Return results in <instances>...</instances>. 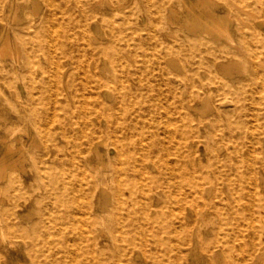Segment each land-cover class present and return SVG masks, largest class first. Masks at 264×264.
Masks as SVG:
<instances>
[{
  "label": "rangeland",
  "instance_id": "374dc122",
  "mask_svg": "<svg viewBox=\"0 0 264 264\" xmlns=\"http://www.w3.org/2000/svg\"><path fill=\"white\" fill-rule=\"evenodd\" d=\"M111 1L90 0L85 15L75 6L70 10H74L80 20L86 16L88 21L84 20L87 22L85 30L78 27L73 30L76 35L85 32L91 40L93 17L103 28L104 34L97 36L99 51H107L96 71L106 80L100 95L107 103L121 95V102L112 110L128 115L125 134L131 152L127 159H118L116 152H111V161L102 168L112 163L126 166L121 183H130L137 194L113 192L104 220L96 212L89 225L85 224L86 214L80 211L71 214L69 222L60 227V232L67 237L64 244L69 248V261H64L65 264H264V206L255 212L251 209L253 195L264 196V106L260 108L256 103V99L264 96V58L247 50L255 44V39L245 35L237 48L224 40V49L214 47L215 56L211 61L200 57L205 48L200 51L192 46L179 47L187 35L181 31L184 0H117L121 4L114 6L109 4ZM155 1L172 5L175 13L171 20L152 21L147 10L155 7ZM237 3L248 8L253 4L249 0H237ZM235 6L230 5L233 16L240 13L253 26L258 12L239 11ZM41 12L37 28L45 20V9ZM111 21L120 25L114 36L106 31ZM47 22L48 32L53 37L63 33L71 20L55 9L48 15ZM115 52L126 67L136 69L134 75L124 74L120 83L110 79L121 66L109 57ZM227 66L234 78L224 72ZM52 70L53 65L48 64L41 72L45 80L36 88V113L19 104L24 94L19 100L11 94L10 87L0 84V121L9 116L8 121L12 122L9 127L0 125V148L3 147L1 138L5 136L11 142L15 136L20 137L26 147L27 172L21 177L25 182L23 191L30 201L20 211L24 220L38 217L42 198L46 204L54 203L56 198L50 193V186L55 179L58 183L66 181L71 191H80L85 186L74 176L71 167H47L43 180L35 172L32 176L29 173L35 161L29 154L50 149L53 157L56 151L55 146L44 147L38 129L34 137L28 136L35 116L42 118L41 128L49 131L63 115L55 103L58 85L61 86V79L66 76L64 73L54 76ZM70 70L79 81L77 69ZM185 73L190 81L181 78ZM86 81H83L86 86L93 83ZM76 86L81 88L82 84ZM188 90L194 102L192 106L185 101ZM204 118L215 119L213 129L199 130L197 121ZM179 125L193 131L196 137L179 140ZM56 142L61 143L59 139ZM151 149L153 157L141 161L143 152ZM49 160L51 158L47 157L43 163L48 164ZM58 160L54 159V163H59ZM115 188V183L109 184L110 191ZM252 189L256 192L252 193ZM32 193L37 200L31 199ZM191 195L216 201L235 200L234 216L227 222L222 221L221 214L214 209L206 212L203 219L192 222L191 215H195L200 203H185V196ZM78 202L81 199L76 198L70 204L76 207ZM144 205L147 208L142 211ZM58 207L60 210L50 211L53 216L61 215L62 207ZM96 226L102 229L96 231ZM151 227L157 230L158 242L146 235ZM248 231L254 233L253 241L248 238ZM14 246L17 252L8 256V264L18 260L28 263L24 247L29 243L19 241ZM259 251L261 255L256 259Z\"/></svg>",
  "mask_w": 264,
  "mask_h": 264
},
{
  "label": "bare ground",
  "instance_id": "6f19581e",
  "mask_svg": "<svg viewBox=\"0 0 264 264\" xmlns=\"http://www.w3.org/2000/svg\"><path fill=\"white\" fill-rule=\"evenodd\" d=\"M186 1L184 0L183 3V29L181 31L187 35L179 47L192 46L198 50L205 48L204 52L199 51L200 57L204 56L213 61L215 46L224 49L222 43L226 40L231 46L237 48L242 42L241 38L250 35L255 39V44L248 47V53L264 58V0H249L253 3L249 8L238 4L237 0ZM155 2V7L147 10L152 21L157 23L162 19L171 20L175 13L172 5L168 2ZM109 4L114 6L121 3L113 0ZM231 4L237 5L235 7H238L239 11L251 14L257 11L259 17L253 20V26H250L251 22L240 13L233 16ZM88 5H90V0H0V84L3 83L7 85V88L10 87L11 94L19 100L24 94L25 98L19 104L27 111L36 113V88L45 80L41 73L44 68L52 64L54 76L59 73H64L66 76L61 79L62 84L58 85L56 93L55 105L58 110L63 111V115L55 120L54 129L48 131L41 128L42 118L39 119L37 116L31 122L32 132L28 133V136L34 137L38 129L44 140V147L55 146L56 151L53 157H51L50 149L44 153L29 154L31 159L35 158L33 169L30 168V176L35 172L43 180L46 177L47 167L57 169L62 165V167H71L75 171L74 176L85 184L80 191H71L66 181L58 183L55 179L50 186L52 190L50 193L56 198L54 203L46 204L42 198L39 201L38 217L34 220H24L20 211L22 206L30 201L23 191L25 182L21 177V174L27 172V166L24 163L27 158L25 156L26 147L22 144L20 137L15 136L12 142L7 136L2 137L3 147L0 148V182H3L0 183V264H8V256L17 252L14 243L19 241L29 243L28 247H24V255L28 258V263L18 260L14 264H65L64 261H69V248L64 244L67 237L60 232V227L69 222L68 217L71 214L78 211L86 214L85 224L89 225L93 223L96 212H99L100 219L104 220L113 192L118 195L124 192H129L133 196L137 194L130 183L126 182L125 185L121 183V175L125 172L126 166L112 163L110 167L102 168L105 163L111 161V152L115 151L118 159H127L131 148L125 134L127 133L126 118L128 115L124 111L114 112L112 110L117 103L121 102V95H117L116 100L111 103L102 100L100 95V89L106 80L96 71L99 62L107 56V51L105 49L99 51L101 46L97 44L98 37L104 34L101 23L94 17L91 19L90 23H92L94 32L91 40L86 37L85 32L76 35L73 31L76 27L85 30V24L88 21L86 16L84 20L87 22L80 20L75 11L70 10V7H77L85 15V8ZM26 8L29 11H26ZM43 9L46 11L45 20L37 28ZM55 9L62 16L66 15L71 22L66 25L63 33L52 37L48 32L47 17ZM112 21L106 31L114 36L115 30L120 25ZM115 53H110L113 56L109 55V57L121 66L115 70L110 79L115 83H120L124 74L134 75L136 69L126 67L120 55ZM73 67L77 69L79 81H76L74 71L70 70ZM89 71L93 73L92 76L89 75ZM224 72L234 78L229 66ZM181 78L185 82L190 81L186 73ZM86 80L93 83L86 86L83 82H87ZM77 83H81L82 87H77ZM104 94L106 95V91ZM185 101L188 106L194 104L189 90ZM256 103L260 105V108L263 107L264 96L256 99ZM8 119L9 116H5L3 121H0V125L9 127L12 122ZM214 120V118L198 119L199 130L205 127L213 129ZM177 130L180 131L179 140L196 137L193 131L186 129L184 125H179ZM57 139L61 143L58 144ZM147 152H143L140 157L141 161L144 162L149 157H153L152 149ZM47 157L51 160L48 164L43 163ZM54 159H59V163H54ZM112 183L116 184L114 191L109 189V184ZM253 183H256L255 180ZM43 186L45 187L44 183ZM251 191L256 192L255 189ZM30 197L32 200H37L33 193ZM76 198L81 199V202L73 207L70 202L73 203ZM184 199L188 205H193L198 201L200 203L196 207L195 215H191L192 222L203 219L206 212H212L214 209L221 214V220L227 222L234 216L237 205L235 200L200 199L199 195L185 196ZM251 203L252 211L261 210L264 206V196L254 194ZM58 206H61L63 211L60 216H53L50 211L60 210ZM146 208L144 205L141 210L144 211ZM181 209L180 207L179 210ZM95 229L100 231L102 228L96 226ZM128 230L132 231V228ZM247 234L248 238L253 241L254 233L248 231ZM146 235L151 236L155 242L160 240L157 230L152 227L147 230ZM238 235L240 236V232ZM260 255L261 252H257L256 259Z\"/></svg>",
  "mask_w": 264,
  "mask_h": 264
}]
</instances>
